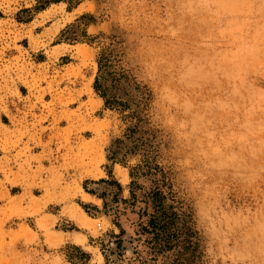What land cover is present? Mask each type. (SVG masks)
I'll return each mask as SVG.
<instances>
[{"label":"rangeland","instance_id":"obj_1","mask_svg":"<svg viewBox=\"0 0 264 264\" xmlns=\"http://www.w3.org/2000/svg\"><path fill=\"white\" fill-rule=\"evenodd\" d=\"M110 50L206 264H264V0H0V264L105 263L119 231L87 191L126 199L137 164L107 160L127 127L93 90Z\"/></svg>","mask_w":264,"mask_h":264},{"label":"trees","instance_id":"obj_2","mask_svg":"<svg viewBox=\"0 0 264 264\" xmlns=\"http://www.w3.org/2000/svg\"><path fill=\"white\" fill-rule=\"evenodd\" d=\"M113 53L110 50L99 54L93 82L104 109L116 111L127 124L107 149V160L125 166L126 159L137 158V164L128 168L126 199L120 197L122 188L116 181H99L112 185V193L87 191L102 201L103 214L111 217L119 231L103 253L104 264H130L131 260L139 264H206L192 214L177 197L169 173L158 162L161 144L157 132L148 127L145 113L151 97H144L142 91L136 92L139 97H131L128 89L135 83L122 73L111 72L116 56ZM107 197H111L109 203ZM127 215L134 216L130 223L133 236L126 242L132 257L128 262L124 259L127 247L120 223ZM81 256L87 258L84 253Z\"/></svg>","mask_w":264,"mask_h":264},{"label":"bare ground","instance_id":"obj_3","mask_svg":"<svg viewBox=\"0 0 264 264\" xmlns=\"http://www.w3.org/2000/svg\"><path fill=\"white\" fill-rule=\"evenodd\" d=\"M123 181L126 180V176L123 175L122 177ZM79 213V212H78ZM81 213V212H80ZM75 217V216H74ZM72 220L80 227H88L90 224V220L88 217L84 215V213L79 214V217L72 218ZM75 242H81V240H75Z\"/></svg>","mask_w":264,"mask_h":264},{"label":"crops","instance_id":"obj_4","mask_svg":"<svg viewBox=\"0 0 264 264\" xmlns=\"http://www.w3.org/2000/svg\"><path fill=\"white\" fill-rule=\"evenodd\" d=\"M123 175H125L126 177H127V174H126V172H124V174Z\"/></svg>","mask_w":264,"mask_h":264}]
</instances>
